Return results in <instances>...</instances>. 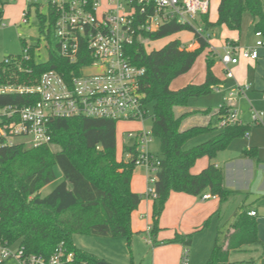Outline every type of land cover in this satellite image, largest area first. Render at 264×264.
Wrapping results in <instances>:
<instances>
[{"label":"trees","instance_id":"trees-1","mask_svg":"<svg viewBox=\"0 0 264 264\" xmlns=\"http://www.w3.org/2000/svg\"><path fill=\"white\" fill-rule=\"evenodd\" d=\"M218 19L210 20V10L201 13L196 23L208 33L219 25L231 30H241L246 14L253 19L255 31L264 33V0H219ZM44 32L49 54L46 61L36 60L35 45L29 48L30 59L22 54L9 56V63L0 62V83L25 82L35 84L48 70H57L70 76L73 65L59 52L56 37V14L42 11L32 3ZM190 31L199 47L189 50L179 38L170 40L159 49L148 51L147 41L171 37ZM205 34L197 32L195 25L173 20L156 31L144 32L128 47L130 61L145 67L141 88L149 110L152 106V133L160 142L161 164L155 189L153 223L149 234L153 247L161 244L190 245L194 232L176 233L171 239L158 240L160 218L172 192L203 196L209 192L223 203L233 194L224 185V170L210 162L200 172L193 168L203 157L213 160L218 152L231 142L246 136L252 125L242 120L222 128L215 137L185 149L186 143L213 130L207 125H193L182 129L184 121L194 115H209L213 109H193L176 113V107H188L190 98L209 94L219 88L222 81L214 70V55ZM235 45L234 42H230ZM24 48V49H25ZM206 52V74L202 83H188L173 89L172 82L188 73L198 57ZM81 62V60L79 61ZM19 64L25 69L20 70ZM35 100V98H34ZM18 96H0V105L18 102ZM232 107L224 104L218 115L226 117ZM112 119L93 117L54 118L50 121L52 141L40 147L25 143L0 145V243L24 246L27 254L51 257L62 245L73 253L71 260L62 264H115L94 253L77 247L75 234L100 237H125L130 245L133 231V214L142 202V194L132 189L137 146H124L118 151V124ZM259 125V124H257ZM58 146L57 150L52 148ZM247 157H257L256 147L243 150ZM130 154L129 160L126 155ZM63 174L60 182L46 196L41 190L57 178L56 167ZM257 213V212H256ZM207 218L198 230L210 223ZM234 231L227 234L223 244L216 241L206 264H230V252L258 242V221L246 209L237 211L232 222ZM221 232V226H219Z\"/></svg>","mask_w":264,"mask_h":264},{"label":"built area","instance_id":"built-area-1","mask_svg":"<svg viewBox=\"0 0 264 264\" xmlns=\"http://www.w3.org/2000/svg\"><path fill=\"white\" fill-rule=\"evenodd\" d=\"M0 0V27H6V13ZM56 14V37L60 55L73 67L66 77L57 70L45 71L38 82L0 83V96H18L19 101L0 105V145L25 143L32 147L50 144L52 135L50 121L54 118L93 117L112 119L119 122H143L150 113L145 102L141 83L146 68L134 65L128 55V47L144 32L156 31L163 24L177 20L193 24L200 34L203 27L196 23L201 13L210 10L211 0H27L22 12V21L29 22L32 3ZM258 40L254 47L237 48L229 43L221 61L228 76L233 77L231 65H237L242 58L257 59L258 48L264 45L263 32L256 31ZM205 37L210 38L209 34ZM23 59H30L29 48L22 53ZM81 60V62H79ZM6 63L10 62L5 58ZM19 69L25 68L19 64ZM249 85H239L240 93ZM218 89V88H217ZM35 98V100H34ZM253 119L260 124L261 114L253 113ZM223 128L240 122L235 108L220 119ZM128 136L135 138L138 156L136 166H145L149 183L147 195L156 198L155 183L161 159L148 149L153 140L152 130L143 127L130 129ZM16 137H22L15 142ZM132 145V146H133ZM130 154L126 155L129 160ZM215 197L210 193L204 199ZM250 215H257L250 211ZM152 226V225H151ZM149 228V231L151 229ZM190 248L183 245L179 264H190ZM61 245L49 258L27 254L24 246L0 243V263L16 258L20 264H62L73 258Z\"/></svg>","mask_w":264,"mask_h":264},{"label":"rangeland","instance_id":"rangeland-1","mask_svg":"<svg viewBox=\"0 0 264 264\" xmlns=\"http://www.w3.org/2000/svg\"><path fill=\"white\" fill-rule=\"evenodd\" d=\"M22 1L23 0H8V3H5L2 6L7 15V26L0 27V62L6 57L22 54L24 48L31 45L37 46L35 55L37 61L43 62L48 59L49 48L47 40L44 32H40L39 20L35 9L31 8L29 22L24 23L22 21V14L20 13ZM215 2L216 0H211V15L214 13ZM41 8L44 13L48 12V8L45 3ZM251 19L252 16L250 14L245 15L241 28L243 40L246 39ZM221 29L223 28L219 25L207 33L210 35V41L222 38ZM191 35L192 33L190 31H183L171 37L147 41L146 48L148 51L159 49L175 38H179L182 42H185ZM221 51V47H216L213 50L214 70L222 81L220 87L218 89L215 88L209 94L190 98L189 106L186 108L176 107L175 109L177 114L189 110L190 108L204 109L210 107L213 109V112L209 115H194L184 122L186 125L185 127L182 126V129L193 125H207L209 122H211L214 127L213 130L189 140L184 148L189 149L201 144L221 132L222 127L220 126L219 118L215 111L219 110V108L224 104L230 103L232 104L231 107L235 108L238 117L242 119L245 124L249 123L252 125L246 136L236 138L231 142L234 145L233 149L237 148L236 143L249 144L251 142V144H256L259 147V153L264 157V91L261 89L251 88L252 85L247 82L245 84L249 85L250 88L246 92L240 93L237 89V83L233 81L235 78L229 77L227 70L223 68V66H219L221 55L223 54ZM205 58L206 52L198 57L195 65L188 72L189 74L187 73L189 76H195V82L205 80V78L203 79V70L205 71L206 68ZM233 67L234 65H231L229 67L230 70L233 71ZM189 76L184 77L182 75L176 78L171 84L172 87L178 89L185 86L189 82L188 79H191ZM152 112L153 108L151 106L149 112L150 114L143 119L142 124L141 122H120L118 124V151H121L124 146H132L135 143V138L129 137L128 131L126 130L137 129L140 127H143L145 131L152 130L154 121ZM254 112L261 114L262 122L259 125H257V122L253 119ZM22 139V137H16L14 141L19 142ZM52 148L57 150L59 147L53 145ZM148 149L153 156L159 158L161 157L160 142L156 137H153L152 142L148 145ZM55 170L57 178L41 190L42 196H46L52 192L53 189L63 181L64 177L60 168L57 166ZM135 170L141 174L147 173L145 166H137ZM148 186L153 187L154 184L149 183L148 181ZM142 196V200L145 202L143 201L141 210L138 212L139 226L143 223V219L140 216H145L146 210H148V199H151L150 201L154 203V198L150 196L148 197L147 194H142ZM253 196H255L253 198H261L259 205L261 216L264 215V193ZM230 199L231 197L227 201ZM226 218V213L223 214L222 219L219 214H215L211 217L210 223L205 228L194 232L192 243L188 245L191 251L190 264H206L212 254L216 241H218L219 244H223L231 226ZM219 224L221 226V232H219ZM73 242L77 247L106 258L115 264H158L160 260H170L171 253L169 251L173 249L168 248L167 250H163L161 254L159 252L156 254L149 231L134 232L130 245L125 237L111 238L88 234H75L73 236ZM156 255L159 256L157 261ZM173 256L174 251L172 252V257ZM161 257L163 259H161ZM0 264L20 263L16 258H11ZM230 264H264V243L256 242L242 249L231 251Z\"/></svg>","mask_w":264,"mask_h":264},{"label":"crops","instance_id":"crops-1","mask_svg":"<svg viewBox=\"0 0 264 264\" xmlns=\"http://www.w3.org/2000/svg\"><path fill=\"white\" fill-rule=\"evenodd\" d=\"M219 3L220 1L216 0L214 13L212 15L210 14V20L212 22H216L218 19ZM26 4L27 0H23L20 9L21 14L26 7ZM221 26L223 28L221 29L222 38L215 39L213 41H210L209 39V50H214L216 47H221L222 53L224 52L225 47L231 41L234 42V44L239 49L254 47L256 45L258 37L256 36V31L254 29L253 19H251L250 21L249 30L245 40H243V34L241 30H231L226 25ZM183 43L189 50H194L199 47L198 42L194 40L193 33ZM258 50L259 57L257 59L242 58L239 64L234 65L232 72L235 80L233 81L236 82L238 86L244 85L248 82L252 85L251 88L261 89L264 91V45L260 46ZM220 65L225 68L221 60L219 62V66ZM188 74L186 73L183 76H189ZM205 74L206 68L205 71L203 70V79L205 78ZM189 77L191 79H188V83H202L203 81L199 80V82H195V76L191 75ZM226 105L232 106V104L230 103H226ZM193 109L198 108H190L188 111H192ZM218 111L219 110H216L215 113L220 121ZM190 117H188L186 120H188ZM185 125L186 124L183 123L182 126L185 127ZM249 144L236 143L237 148L233 149L234 145L233 143H231L228 148L218 152L217 156L213 160H210L208 157H203L197 161L196 165L193 168L194 173L200 172L210 162L215 163L217 167L223 168L224 185L228 190L233 192L231 199L227 202L222 203L216 196L204 199L203 196H194L181 192H172L160 218L158 240L163 241L166 239H171L175 236L176 233L187 234L197 231L207 218L212 217L215 214H219L222 219L223 214L226 213V219L231 225L229 232L234 231L232 222L234 221L235 213L244 208L248 211V214L250 211L257 212V215H255V217L258 221V243H264V215L261 216L259 205V203L261 202V198H253L255 197L253 195L264 193V157L259 153V147L256 144H251V142ZM248 147H256L258 150V156H245L243 150ZM147 187L148 173L141 174L135 170L132 179V189L140 194H147ZM207 193L209 194V192ZM150 200L151 199H148L147 201L148 210H146V215L140 216L143 219L142 225H138V212L141 210V205L143 204L144 200H142L139 209L134 212L132 222L134 232L149 231V228L153 223L152 207L154 204ZM153 248L155 249L156 254L158 252L161 254L163 250L173 248L169 251L171 253V259L166 260L161 257V259L163 260H160L158 264H179L183 248V245L181 243L161 244ZM173 251L174 256L172 257ZM158 257L159 256L156 255V261Z\"/></svg>","mask_w":264,"mask_h":264}]
</instances>
